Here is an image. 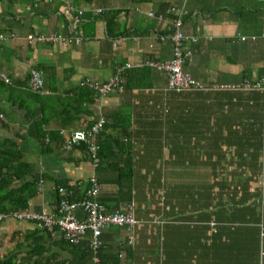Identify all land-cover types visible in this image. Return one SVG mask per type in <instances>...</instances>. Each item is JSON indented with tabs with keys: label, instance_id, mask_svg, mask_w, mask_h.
Masks as SVG:
<instances>
[{
	"label": "crops",
	"instance_id": "obj_1",
	"mask_svg": "<svg viewBox=\"0 0 264 264\" xmlns=\"http://www.w3.org/2000/svg\"><path fill=\"white\" fill-rule=\"evenodd\" d=\"M67 1L83 12L73 15L76 35L82 37L78 44L26 40L29 34L76 36L69 34L68 16L62 14L64 1L0 0V32L16 36L0 47V141H12L32 171L23 181H42L27 209L53 213L56 182L76 183L80 196L94 176L98 201L108 211L131 206L138 222L131 245L124 227L102 231L104 264H264V207L252 204L255 191L244 188L234 197L225 183L241 176L240 169H231V160L239 158L243 166L245 155L255 157L248 150L261 151L264 183V128L257 125L262 114L252 108L250 95L168 91L166 75L148 64L171 58V42L158 36L171 33L165 9L173 4L188 13L183 33L198 37L184 44L193 50L185 72L206 87L264 79V0ZM148 12L163 15V21ZM238 35L257 39L241 41ZM126 63L131 68L121 76V93H82L83 79L106 81ZM31 69L42 73L44 105L18 109L10 100L18 101L19 92L9 100L3 86L23 83ZM100 116L106 126L98 142L104 141L106 158L95 167L84 145L63 149L59 133L86 129ZM41 119L44 141L35 133ZM110 139L120 144L111 145ZM19 185L14 181L11 188ZM75 214L84 218L79 210ZM12 221L0 224V260L92 264L87 238L74 249L45 233L41 237L32 223ZM14 231L37 234L18 249L11 239ZM38 246L39 253H33Z\"/></svg>",
	"mask_w": 264,
	"mask_h": 264
},
{
	"label": "built area",
	"instance_id": "obj_2",
	"mask_svg": "<svg viewBox=\"0 0 264 264\" xmlns=\"http://www.w3.org/2000/svg\"><path fill=\"white\" fill-rule=\"evenodd\" d=\"M48 2L64 1L62 14L68 16V31L69 34L76 35L77 20L73 15H81V9L76 8L67 0H46ZM168 2L170 0H160ZM101 10H97L99 13ZM165 14L171 16L172 30L169 35H160L158 40L164 41L168 39L172 46L171 58L163 62L150 61L149 66L162 71L167 77L166 89L175 93H184L188 91H215V92H247L259 91L264 92V79L249 80L243 79L236 83L217 84L205 87L195 80L187 72L183 70L185 64L191 61L193 50L185 48V43L194 44L198 41L195 35H185L182 30L183 17L188 13L184 8H178L170 4L165 9ZM147 16L154 19L156 22L163 21V15L148 12ZM16 36L12 33L0 32V47L3 42L9 39H15ZM239 40L247 39L256 41V36L245 37L238 35ZM264 39V34L260 35ZM82 37L76 35L61 36L53 34L49 37L34 36L29 34L26 37L27 43L33 42H61L78 44ZM121 39L115 41L119 42ZM130 64H124L116 69L114 75L103 82L93 81L88 78L83 79L79 85L81 88L87 89L96 95L103 97L112 91L121 93L124 90L121 76L125 70L130 69ZM1 80L9 84V79L1 75ZM29 87L37 93L42 92L44 83L42 73L38 70L31 69L29 71ZM264 117V107L262 109ZM105 118L100 116L90 127L82 130L65 131L59 133L62 138L63 149L69 150L74 146L84 145L90 161L96 167L100 159L98 151L100 149L98 137L102 128L105 125ZM47 140V138L45 139ZM79 185V184H78ZM76 183H68L64 186H55L53 193L59 199L55 204L53 213L46 212H0V224L6 220H15L32 223L37 229L45 231L51 240L62 239L69 245H79L84 238H87V247L91 252V260L94 264L99 263L98 251L102 246L101 234L102 231L109 226L124 227L128 235V244L135 241V232L138 222L135 220L132 207L126 206L122 210L108 211L106 207L98 201L99 185L97 179L92 176L88 180V187L83 191L78 199L74 198L76 193ZM42 181L37 185V189L41 190ZM79 210L84 214V218L78 219L75 212Z\"/></svg>",
	"mask_w": 264,
	"mask_h": 264
},
{
	"label": "trees",
	"instance_id": "obj_3",
	"mask_svg": "<svg viewBox=\"0 0 264 264\" xmlns=\"http://www.w3.org/2000/svg\"><path fill=\"white\" fill-rule=\"evenodd\" d=\"M71 1H75V0H71ZM85 1H91V0H85ZM133 1H136V0H133ZM107 28H108V25H107ZM39 68H43V67H39ZM28 83H29V75L26 77V80L23 83L14 82L13 84H10V85H4L3 91L4 93H7V97H9V100L12 98V96L14 97L15 92H19L20 99L18 101L10 100V103L13 106L17 107L18 109H24V110L29 109L34 102H40L42 105L41 107H43L44 105L43 100L45 97L40 96L39 93L35 91H32ZM17 88H21V89L18 90ZM80 89L82 93L85 92V93H91L93 95L95 94L87 89H84V88H80ZM236 93L241 94V95L244 94L245 96L250 95L252 97V105H253L252 108L255 109V111L259 109L260 114H262V109L264 107V92H259V91L238 92L237 91ZM122 119H123V116H122ZM43 123H44L43 119H41L39 124L36 122L35 129L37 132L35 133H37V139H42L44 141V139H46L47 137L40 130ZM121 123L123 124L124 128H126L129 125L128 118L124 117V120ZM258 124H259V129L261 127L264 128V117L262 121L257 122V125ZM105 126L106 125H104V127ZM259 129H257L258 133H255V138L257 139L256 141L257 143H259L260 141L259 138H260L261 131ZM38 135L40 137H38ZM49 136L52 137L53 135L49 134ZM103 142L104 141L99 142L100 149L98 151V157L100 159V162H99L100 165H101V161L103 160V158H106L105 155L103 156V151H102ZM112 142L114 145L120 144L118 141L110 139L109 143L111 145H112ZM21 160H22V155L18 150H16L12 141H10L9 139H4L0 141V212L2 213L29 211L27 209V204L30 201V199L36 194V192H38L37 185L39 184L41 180L39 179V177H37L36 179L33 178L28 181H23V177H25V175H30V176H33V175H32V171ZM14 181L20 182V185L15 188H11L12 187L11 185ZM60 185L64 186L66 185V182H63V181L56 182V186H60ZM251 196H252V199H254L255 197L261 198V195L260 194L256 195V192L252 194ZM262 197H263L262 203L260 205L261 209L264 207V196L262 195ZM55 198H56L55 204H57L59 199L56 195H55ZM74 198L75 199L79 198L78 192L75 193ZM242 200L244 201L245 199L238 200L236 204H240ZM38 232H40L41 237L44 238V232L41 231L40 229H38ZM35 234L34 233L26 234V233L14 231L11 234V239L16 242L15 246L18 249H20L23 242H27V240L30 241L32 238H34ZM57 240H59L60 243H63L65 245L68 244L62 239H55V241ZM80 244L77 246L75 245H71V246L75 249V248H78ZM41 248L42 246H38V248H33L32 251L33 253L38 254ZM101 249L98 251V255L100 259H101V254H100ZM87 254H88L87 256H89L90 258L91 252L88 249V247H87ZM0 264H16V263L13 261L12 258H7V259L5 258V259L0 260ZM100 264H104V263L101 261Z\"/></svg>",
	"mask_w": 264,
	"mask_h": 264
},
{
	"label": "rangeland",
	"instance_id": "obj_4",
	"mask_svg": "<svg viewBox=\"0 0 264 264\" xmlns=\"http://www.w3.org/2000/svg\"><path fill=\"white\" fill-rule=\"evenodd\" d=\"M126 64H128V63H126ZM199 83L202 84L201 82H199ZM192 91H195V90H192ZM197 92H201V91H197ZM247 152H249L250 154L253 153L255 157L252 159L250 156L245 155V157H244L245 162L243 161V166H241L242 164H241L239 158H238V160L235 158V159L230 161L231 169L235 170V173H236V170H238V169L241 170V172H237V173H241V176H239V178L237 177L235 180H229V179L225 180L226 185L229 184L228 188H229L231 194L234 195V197H238V192H240L244 188L246 190H249V191H253V192L255 191L256 195L264 192V183L262 181V176H261V172H262V170H261V166H262L261 151L259 150V153H256L257 152L256 150H253V151L248 150ZM251 159L253 160L252 161L253 165L250 163ZM235 176H237V175H235ZM261 203H262V197L261 198L255 197L254 199H252V204L256 207H260ZM12 222L15 224H20V223H16L15 221H12ZM43 232L47 235V233L45 231H43ZM135 234H136V232H135ZM47 237H48V235H47ZM53 241H55V240H53ZM127 243H128V238H127ZM102 246H101V248H102ZM91 257L92 256L90 255V260H91ZM100 262H101V259L99 257V263L98 264H100ZM91 263L94 264L92 262V260H91Z\"/></svg>",
	"mask_w": 264,
	"mask_h": 264
},
{
	"label": "bare ground",
	"instance_id": "obj_5",
	"mask_svg": "<svg viewBox=\"0 0 264 264\" xmlns=\"http://www.w3.org/2000/svg\"><path fill=\"white\" fill-rule=\"evenodd\" d=\"M4 43V42H3Z\"/></svg>",
	"mask_w": 264,
	"mask_h": 264
}]
</instances>
